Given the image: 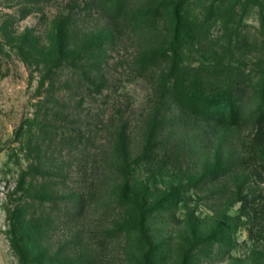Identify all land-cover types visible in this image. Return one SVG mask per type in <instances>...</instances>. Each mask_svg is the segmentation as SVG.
<instances>
[{"label":"rangeland","instance_id":"rangeland-1","mask_svg":"<svg viewBox=\"0 0 264 264\" xmlns=\"http://www.w3.org/2000/svg\"><path fill=\"white\" fill-rule=\"evenodd\" d=\"M178 1L0 0V264H264V0Z\"/></svg>","mask_w":264,"mask_h":264},{"label":"trees","instance_id":"trees-1","mask_svg":"<svg viewBox=\"0 0 264 264\" xmlns=\"http://www.w3.org/2000/svg\"><path fill=\"white\" fill-rule=\"evenodd\" d=\"M187 0H179L177 3L173 4V17L177 24L181 25L182 21V12H181V5L182 3L186 2ZM249 5H257L255 0H247ZM246 4L245 6H247ZM204 102L212 105L221 104L223 102H226V104L230 103V96L225 94L224 92H219L217 94H210L204 98ZM237 115L234 116V119L236 120ZM144 220L143 214H141V221Z\"/></svg>","mask_w":264,"mask_h":264}]
</instances>
